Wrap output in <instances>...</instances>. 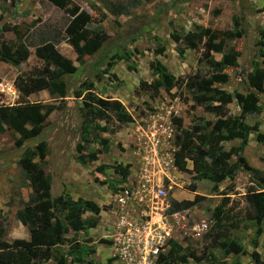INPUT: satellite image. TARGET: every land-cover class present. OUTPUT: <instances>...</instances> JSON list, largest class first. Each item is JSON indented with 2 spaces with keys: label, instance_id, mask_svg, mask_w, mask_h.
<instances>
[{
  "label": "rangeland",
  "instance_id": "rangeland-1",
  "mask_svg": "<svg viewBox=\"0 0 264 264\" xmlns=\"http://www.w3.org/2000/svg\"><path fill=\"white\" fill-rule=\"evenodd\" d=\"M135 1L136 5L131 6L130 3ZM70 2L89 14L88 29L97 31L99 36L105 35L102 47L92 55H80L79 61L76 52L67 43L65 27L70 16L65 9L46 0H0V29L3 24H9L17 26L22 34L26 32L24 42L27 48L26 57L18 66L0 62V106H13L25 101L13 82L17 76L28 74L34 67L47 68L44 61L35 55L37 46L42 43L53 42L56 50L77 67L65 77L68 94L62 100L50 96L47 91L28 96L26 101L55 107L43 121L38 136L17 145L19 134L12 129L7 128L0 134V217L5 229L2 239L11 242L29 236L27 227L15 216V212L22 207L18 197L26 201L31 190L18 160L26 147L32 148L44 140L46 155L42 159L35 157L30 164L42 167L51 180L50 190L41 203L50 208L52 199L66 192L73 198L91 200L100 207L97 215L91 212L83 215L86 218L97 217L94 227L75 234L69 232L65 236L67 240L76 237L80 242L88 241L96 249L85 257L83 263L74 264H86L87 261L104 264L108 258H113L111 264H124L114 256L115 250L106 236L110 226L112 233L116 214L121 211L114 193L125 189L129 193L145 181L164 188L169 199L173 198L172 192L179 201L186 199V195H178L182 191L190 192V199L195 194L204 196L199 203L182 210L184 219L179 222L178 231L172 233L175 239L171 238L168 242L169 248H175L176 257L193 253V257H187L179 264H253L249 255L253 250L264 258V232L256 234L257 225L249 219L245 199L250 187L258 189V177L238 165L234 178H225L213 191L211 181L194 179V174L181 172L173 165L175 135L181 129L189 133L207 130L216 122V114L205 108L208 103H216L214 98L209 97L214 91L222 90L232 96L236 92H254L261 111L257 116L245 113L243 121L256 128L249 130L244 148L231 157V162L242 156L252 168L264 171V95L251 88L247 81V74L253 70L254 63L264 71L263 59L256 56L258 29L264 27V0ZM113 5L128 6V14L114 13ZM198 28L221 32L242 29L244 33L241 37L224 41V52L234 55L237 62V65L226 66L223 70L228 75V81L211 84L205 89L208 91L206 98L196 102L194 88H189L187 81L190 77H198L201 81L211 74L202 56L207 39L198 33ZM192 33L196 34L197 45L196 48H187L185 41L193 38ZM0 41L12 43L15 41L14 33L0 30ZM115 47L118 48L117 54L99 69H106V72L96 80L93 71L97 64ZM212 55L220 60L223 53L212 51ZM151 62L161 63L174 76V86L169 92L160 87L159 94L153 95L152 90L145 86L158 79L157 73L150 67ZM84 82L90 83L98 96L118 100L131 117L119 127L113 122L108 124L107 130L100 133L106 140L103 145L81 142L87 152L102 150L97 159L87 165H81L76 160L75 150L80 139L77 107L82 100L74 96V91L84 93L80 86ZM227 107L229 117L241 115V108L234 97ZM174 117L181 120L180 128L173 122ZM3 124L6 126L5 122ZM100 124L104 125L103 122ZM221 144L228 150L237 146L239 140H224ZM186 166L191 169V161L187 160ZM121 169L126 171L124 177L119 173ZM193 186L195 189L191 190ZM225 191L229 201L223 205L221 193ZM131 202H134L133 199L126 201L124 210L138 212L140 205ZM217 207L222 213L218 221L213 218ZM260 224L264 227V220ZM215 238L235 241L247 252L233 254L221 249L215 244ZM61 248L64 251L68 249L66 245ZM2 253L12 255L11 250Z\"/></svg>",
  "mask_w": 264,
  "mask_h": 264
},
{
  "label": "trees",
  "instance_id": "trees-1",
  "mask_svg": "<svg viewBox=\"0 0 264 264\" xmlns=\"http://www.w3.org/2000/svg\"><path fill=\"white\" fill-rule=\"evenodd\" d=\"M46 1L68 12L70 20L65 27L66 39L76 52L78 61L80 55H92L102 47L105 35L101 33L102 35L99 36L97 31L87 28L90 16L85 10L76 3H71L70 0ZM130 5H136V1ZM112 11L116 14H128V6L113 5ZM217 12L215 11V13ZM234 23L236 26L237 22L234 21ZM0 30L12 31L15 36V41L10 44L0 41V61L18 66L24 61L27 53L24 42L26 32L22 34L17 26L9 24H3ZM197 30L201 36L207 39L202 56L208 68L211 69V74L207 78L200 81L198 77H190L187 81V86L194 88V100L199 102L206 98L208 91L205 89L211 84L215 82L222 84L228 81V75L223 70L226 66L237 65V62L234 55L224 52V41L241 37L244 30L236 29L222 32L209 28H198ZM91 32L94 35L90 36ZM258 36L256 56L261 57L264 61V27L258 29ZM192 37V39L185 41V47L196 48L198 40L195 39L196 34L192 33ZM174 39H178V36H174ZM216 39L217 41H214ZM212 51L222 52L221 59H214ZM117 52L118 48L115 47L109 56L97 64L93 71L96 80L100 79L101 73L106 72V69L103 71H99V69ZM35 55L44 61L47 68L34 67L28 74L17 76L13 82L19 95L25 101L13 106H0V134L4 133L7 128L12 129L19 134L18 139H16L17 145H20L25 139L38 136L43 128V121L55 109L54 105H40L26 101L28 96L46 90L50 96L62 100L68 94L65 77L77 69L69 58L56 50L51 41H46L37 46ZM50 65L54 68H51ZM150 67L157 73L158 79L155 83L145 84V86L152 90L153 95L159 94L160 87L169 92L174 86V76L161 63L151 62ZM263 80V69L254 63L253 70L247 74L249 86L264 95ZM80 86L84 93L79 90L74 91V96L80 97L82 100L81 105L77 107L80 115V139L75 150L77 153L76 160L81 165H87L96 160L97 154L102 150L94 149V151L87 152L81 142L86 144L97 142L103 145L106 140L101 137V131H106L107 125L112 122L118 124L116 126L119 127V125L130 121L131 117L118 100L98 96L93 92L90 83L84 82ZM209 97L214 98L216 103H208L205 108L216 114L218 117L216 122L209 129H201L196 133H189L181 129L180 133L174 137L173 165L181 172L194 174V179L211 181L213 191L217 190V184L225 178L230 180L234 178L238 165L252 171L258 177V189L250 187L245 199L249 207V219L255 221L257 225L256 234H259L264 232V227H261L260 224L264 220V171L252 168L242 156H237V159L231 162V157L237 155L244 148L249 130L256 128L255 125L249 126L244 122L243 115L247 113L257 116L260 113L261 107L258 98L254 92L246 94L236 92L232 96L222 90L214 91ZM233 97L241 108V115L229 117L227 104ZM101 122L104 125H101ZM173 122L177 128L182 125L181 120L177 117L173 118ZM230 139H238L239 144L225 150L221 142ZM46 153V142L42 140L32 148L26 147L18 160L21 173L24 179L29 181L31 190L27 194L26 201L22 197H18L22 207L15 212V216L23 226L27 227L29 236L27 239L16 238L11 242L3 240L5 229L0 217V264H45L48 261H51L50 264L83 263L87 255L95 252V247L88 244V241L80 242L76 237L67 240L65 237L69 232L75 234L96 225L97 217L86 218L83 216L86 212L96 215L99 213L100 207L95 202L82 197L73 198L70 194L61 192L52 199L50 208L41 203L50 190L51 180L42 167L30 166V164L35 157L44 158ZM187 160L191 161V169L186 166ZM119 173L123 177L126 175L124 169L119 170ZM227 188L230 189V185ZM194 189L193 186L191 190ZM221 194L223 196L221 204L226 205L229 201V197L226 196L227 192ZM203 198L204 196L198 194H195L192 199L180 201L171 198L169 211L187 209L199 203ZM220 210L218 207L215 208L213 215L217 221L222 216ZM214 242L221 249H226L233 254H246L247 252L235 241H221L215 238ZM64 245L67 246V251L62 250L61 246ZM7 250H11L12 255L2 253ZM249 255L253 264H264V258H261L256 250L251 251ZM193 256V253H189L176 257L175 248L171 247L162 264H179V262H185L187 257ZM112 259L108 258L104 264H111ZM91 263V261L86 262V264Z\"/></svg>",
  "mask_w": 264,
  "mask_h": 264
},
{
  "label": "built area",
  "instance_id": "built-area-1",
  "mask_svg": "<svg viewBox=\"0 0 264 264\" xmlns=\"http://www.w3.org/2000/svg\"><path fill=\"white\" fill-rule=\"evenodd\" d=\"M127 191L114 193L121 211L116 214L112 233L110 226L106 235L115 250L114 256L124 264H162L169 250L168 242L175 239L172 233L178 231L184 212H170L167 191L149 181ZM130 199L140 205L138 212L124 210Z\"/></svg>",
  "mask_w": 264,
  "mask_h": 264
},
{
  "label": "crops",
  "instance_id": "crops-1",
  "mask_svg": "<svg viewBox=\"0 0 264 264\" xmlns=\"http://www.w3.org/2000/svg\"><path fill=\"white\" fill-rule=\"evenodd\" d=\"M1 62V61H0ZM42 91H46V90H42ZM32 94H34V93H32ZM31 95V94H30ZM29 95V96H30ZM191 168V167H190ZM188 194H190V192H188ZM187 193H185L184 191H182V192H178V195H182V196H185L186 195V199H190V197H188V196H190V195H188ZM171 195L173 196V198H175L176 200H178L179 198L176 196V194L174 193V192H172L171 193ZM178 198V199H177ZM179 201V200H178ZM95 252H96V249H95Z\"/></svg>",
  "mask_w": 264,
  "mask_h": 264
},
{
  "label": "clouds",
  "instance_id": "clouds-1",
  "mask_svg": "<svg viewBox=\"0 0 264 264\" xmlns=\"http://www.w3.org/2000/svg\"><path fill=\"white\" fill-rule=\"evenodd\" d=\"M175 199V198H174Z\"/></svg>",
  "mask_w": 264,
  "mask_h": 264
}]
</instances>
